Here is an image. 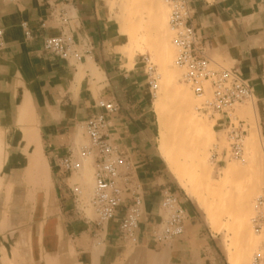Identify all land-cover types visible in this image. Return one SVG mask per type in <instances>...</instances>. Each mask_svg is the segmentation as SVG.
I'll return each mask as SVG.
<instances>
[{
	"label": "crops",
	"instance_id": "0c3cea01",
	"mask_svg": "<svg viewBox=\"0 0 264 264\" xmlns=\"http://www.w3.org/2000/svg\"><path fill=\"white\" fill-rule=\"evenodd\" d=\"M189 4L206 56L236 70L253 88L255 125L264 143V0ZM0 29V264H229L160 157L141 54L132 61L123 52L120 23L108 1L0 0ZM60 33L71 34L80 61L44 48L48 36ZM100 99L118 105L108 118L109 135L126 158L119 179L124 202L103 226L90 205L95 160L82 158L75 173L59 166L60 158L88 143L85 124L101 111ZM74 186L82 189L80 197ZM166 189L178 196L187 219L181 236L159 242L155 235L168 215ZM136 195L143 213L134 243L123 236L120 221Z\"/></svg>",
	"mask_w": 264,
	"mask_h": 264
},
{
	"label": "built area",
	"instance_id": "2783aa9c",
	"mask_svg": "<svg viewBox=\"0 0 264 264\" xmlns=\"http://www.w3.org/2000/svg\"><path fill=\"white\" fill-rule=\"evenodd\" d=\"M15 2L17 0H8ZM70 1V0H55ZM168 7V24L173 33V45L176 49L175 64L183 70L184 82L192 92L204 100L197 111L217 121L222 115L228 116L227 146L220 150L219 146L211 149L212 162L220 163L223 159H242L245 153V142L249 133V125L232 112L244 102L252 101L254 92L251 85L236 70L222 68L214 64L198 43L197 30L192 23V10L189 0H164ZM25 35L30 38L31 31L23 24ZM4 43V33L0 29V47ZM44 48L62 59L76 62L82 59L71 34L60 33L48 36ZM141 62L153 97L158 89L159 74L157 65L147 54H141ZM210 92L211 99H205ZM100 112L91 115L85 124L88 143L79 149L77 154H69L60 158L59 166L68 173L82 169V158L95 160L94 190L90 205L97 216V224L103 226L117 216L118 209L124 202L125 192L119 184L121 168L126 164L124 152L110 141L109 116L118 110L114 101L100 99ZM231 116V117H230ZM77 197L82 194L79 186L73 187ZM163 206L168 215L155 238L159 242H169L185 231L187 214L178 196L171 190L163 192ZM143 199L136 195L126 207L120 221L123 236L131 242L137 241V232L142 217ZM251 226L254 233L262 237V243L255 252L251 264H264V195L255 201V212Z\"/></svg>",
	"mask_w": 264,
	"mask_h": 264
},
{
	"label": "bare ground",
	"instance_id": "6f19581e",
	"mask_svg": "<svg viewBox=\"0 0 264 264\" xmlns=\"http://www.w3.org/2000/svg\"><path fill=\"white\" fill-rule=\"evenodd\" d=\"M152 1L157 10L153 16V24L150 27L146 25L148 21L143 17L144 14L135 10L141 4L140 0L124 1L125 11L123 20L126 30L129 33L131 32V34L135 29H141L142 31L143 29L149 28L157 35L154 48L157 52V58L162 72V89L165 93L158 99L156 106L161 128L159 151L166 160L167 165L182 184V187L191 197L198 200L199 206L204 210L209 223L218 229V209L221 213L231 212V216H234L233 229H235L237 238H239L238 240H240L242 246L238 254L232 251V248H229V262L230 264H246L249 261L250 253L257 245L256 238L252 236L249 223L251 203L260 189V184L263 182L262 179H264V163L262 154H260L258 130L253 126L250 134L247 136L248 150L252 154L246 156V163L244 162L248 166V168L246 167L247 170L243 171L245 167L243 168L239 163L234 164L231 162L222 169L223 176L220 181H217L215 185L210 184L212 169L208 167L204 153L206 152L207 146L213 141V131L205 123H202L198 117L196 118L195 108L201 100L198 102L199 100L194 99L190 90L183 83L182 71L175 66L176 64L174 65L175 50L166 30L164 7L160 0ZM130 4L133 8L131 11ZM139 44L135 42L134 45L131 44L132 46L128 48L129 58L132 61L135 51L138 49L142 50ZM174 110H177L181 116L177 117L175 122H171L170 118ZM255 112L256 107L254 102H252L242 111V116H253ZM190 116H193L191 122H193L196 133L194 139H192L193 145L187 146L189 137L187 133L185 134L186 128L181 123V119L183 117L184 120ZM170 131L172 133H169ZM182 154H188L190 156V163L187 160L181 162L178 159ZM239 176L242 177V180H238L239 183L234 192L230 196L224 195V190L227 186L237 180V178L240 179ZM87 178V183H90L91 177L87 176ZM87 183L85 182V184ZM203 183H209L207 189L213 195L211 196L212 200L202 192L201 184ZM237 247L238 249L240 248V246Z\"/></svg>",
	"mask_w": 264,
	"mask_h": 264
},
{
	"label": "rangeland",
	"instance_id": "374dc122",
	"mask_svg": "<svg viewBox=\"0 0 264 264\" xmlns=\"http://www.w3.org/2000/svg\"><path fill=\"white\" fill-rule=\"evenodd\" d=\"M108 4L111 8V10L113 12H115L116 14V19L119 21L120 23V35L124 41V46H123V52L125 53V51H128V48H130V46L134 45L135 42L140 43L139 46L141 47V49L143 50H136L134 57L139 56L140 54H147L151 57L152 61L157 65V71L159 74V80H158V89L155 92V96L153 97L152 101H151V108L154 111L155 114V118H156V124H157V141H156V146H157V150L159 149V138H160V133H161V128H160V123H159V116H158V112H157V102L158 99L164 95V91L162 89L163 86V78H162V72H161V68H160V64L158 62V58H157V52L154 48V42L157 40V35L156 33H154V31L152 29H143L141 31V29H135L134 31H132L129 33L126 28H125V24H124V5H125V0H107ZM141 4L135 9L137 11L142 12L144 15L143 17L146 19V25L147 26H151L153 23V16L156 13V7L154 6V3L152 0H140ZM162 3V6L164 7V21H166V30L168 31V35L171 39L172 42V46L174 47V65H175V57H176V49L175 46L173 45V33L170 30L169 24H168V7L166 5V3L164 2V0H160ZM130 11L133 9L132 5L130 4ZM139 9V10H138ZM132 44V45H131ZM176 66V65H175ZM180 71H182L183 74V70L181 68H179L178 66H176ZM183 76V75H182ZM184 85L190 90L192 96L194 97L195 100H199L198 102H201L204 100V98H199L197 97L191 90V88L184 82V79L182 78ZM205 99H211V94L210 92L207 93V95L205 96ZM200 102V103H201ZM200 103H198L200 105ZM251 101H248V104L246 105H238L235 107L234 111L232 112V117L234 118L235 116L239 117L240 119L243 120H248L251 128L253 126L256 127L255 125V114L253 116H242V111L251 104ZM199 105H196L195 108V114H196V118L198 117V119L201 120L202 123H205L207 126H209L212 131H213V141H211V143L207 146L206 152L204 153L205 157H206V162L208 164V167H210L212 169V172L210 174V180L211 182H209L210 184H216L217 181H220V179L223 176V168L226 167L229 163H239L243 168L245 167V169H243V171L247 170L248 166L245 164V159L246 156L248 155H252L250 154L251 152L248 150V145H247V141L245 142V153L242 159H238V160H231V159H223L222 162L220 163H215L212 162L211 159V149L214 146H219L220 150L225 148L227 146V128L228 126L225 124V122L222 121H217L214 118H210L206 115H203L201 113H199L197 111V107ZM181 114L178 113L177 110H174L172 112V117L170 118L171 122H175L177 117H180ZM193 116L187 117L186 119L183 120V117L181 119V123L184 124L186 130H185V134L187 133L188 135V143L187 146H192L193 142L192 139H194L195 136V129H194V125L193 122H191ZM191 118V119H190ZM188 128V129H187ZM250 128V130H251ZM249 130V132H250ZM169 133H172V131H170ZM191 140V141H190ZM247 140V139H246ZM259 143H260V154H262V158H263V163H264V143L260 140V136H259ZM160 152V151H158ZM161 154V152L159 153ZM162 155H160L161 157ZM180 157V158H179ZM178 159L181 162H185L187 160V162L190 163L191 158L188 154H182L181 156H179ZM164 165L166 166V169L168 171V173L170 174V177L172 178V180L174 181V183L176 184L177 188L184 194L185 198H188L191 202L192 205L197 213L198 219L199 221L202 223V225L204 226V228L207 231H210L211 233H213L215 236H217V240L220 244V247L222 249V251L224 252V256L226 257L227 261H229V257L227 258V254L225 251V246L227 248V250L229 251V248H232V251L236 252L238 254V252L241 251V246L242 243L240 242V240H238L239 238H237L236 232L234 228V216H231V212H226V213H221L220 210L218 209V218H219V226L218 229L213 226L211 223H209V221L206 219V215L204 213V210L202 209V207L199 206L198 200L194 197H191L186 190L182 187V184L179 182L178 178L175 176V174L172 172V170L170 169V167L167 165L166 160L161 157ZM164 159V160H163ZM245 162V163H244ZM247 167V168H246ZM90 168L92 169V166L90 165ZM240 177V176H239ZM242 180V177L237 178V180L233 181L232 183H230L227 188L224 190L225 193L224 195H228L230 196L235 188H237V185L239 183V181ZM263 182H261L260 184V189L258 191V193L255 195L251 207V213L249 216V223H250V227H251V231H252V236L254 238H256V247H254L255 249L252 250V252L250 253L251 255H249V261L246 264H251L252 258L255 254V252L259 249L261 243H262V237L256 235L254 233V231L252 230V226H251V218L254 215L255 212V201L256 199L261 196L264 195V179H262ZM238 181V182H237ZM209 183H203L201 184V189L202 192L204 193V195L210 197V199L212 200L213 195H211L207 189V187L209 186ZM229 225V226H228ZM229 227V228H228ZM254 233V234H253ZM238 240V241H236ZM236 241V242H235ZM237 246H240V248L238 249ZM229 255V252H228ZM230 264V262H229Z\"/></svg>",
	"mask_w": 264,
	"mask_h": 264
}]
</instances>
